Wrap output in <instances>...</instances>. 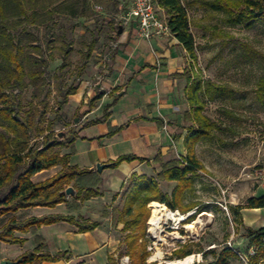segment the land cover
Listing matches in <instances>:
<instances>
[{"label":"rangeland","instance_id":"rangeland-1","mask_svg":"<svg viewBox=\"0 0 264 264\" xmlns=\"http://www.w3.org/2000/svg\"><path fill=\"white\" fill-rule=\"evenodd\" d=\"M213 1L183 0L197 60L190 62L178 48L176 56L183 66L177 70L186 69L189 76H193L194 71L203 80L233 92L205 102L203 113L214 126L195 146L204 170L196 172L192 190L183 203L198 204L197 212L191 210L193 215L180 223L168 222L160 232L152 233V237L148 224L153 214L152 202L147 206L149 218L145 223V238L137 245L146 241L148 264H166L165 261L173 260L174 252L179 249L201 256L193 264H208L214 260L209 252L218 254L224 247L242 256H249L254 251L247 245L243 223H235L230 210L235 198L228 187L240 188L246 182L262 185L253 172L264 165V106L257 98V88L264 75V24L260 21L230 24L225 12L212 9L210 3ZM131 5L132 0H0V46L7 44L6 36L10 35L15 44L23 46L25 52L39 62L35 81L25 77L24 87L7 90L14 96V110L20 122L30 118L29 147L41 149L53 142L62 143L65 136L72 135L69 125L81 120L82 113L78 110L72 113L68 109V96L84 83L97 92L105 89L103 83L111 74L115 54L120 50ZM158 12L167 18L160 7ZM168 47L173 48V45ZM2 62L0 55V64ZM181 84L184 128L189 131L197 127L191 120L186 98L181 97V91L187 85L185 78ZM6 126V122L0 120V155L5 149L2 133ZM60 133L62 138L58 136ZM59 152V146L47 150L49 155ZM167 162L158 159L159 169ZM86 180L81 178L82 182ZM13 185L14 182L3 188L2 194ZM69 186L76 188L77 184ZM172 186L167 181L158 182L160 191L166 195L170 194ZM66 198L78 205L74 195H66ZM244 198L242 195L238 199L242 205L247 202ZM122 206L120 193L113 210L114 219ZM9 216L11 214L0 216V227ZM23 217L20 215L18 219ZM189 224L192 227L187 228ZM120 234L119 252L128 258L125 264H132L124 242L127 233ZM157 250L161 257L150 260ZM198 251L205 252L206 256L203 258ZM228 264L244 263L238 258Z\"/></svg>","mask_w":264,"mask_h":264},{"label":"crops","instance_id":"crops-1","mask_svg":"<svg viewBox=\"0 0 264 264\" xmlns=\"http://www.w3.org/2000/svg\"><path fill=\"white\" fill-rule=\"evenodd\" d=\"M121 41L111 74L103 83L105 89L97 92L84 83L68 96V109L72 113L78 110L82 117L69 125L72 135L59 145V156H67L68 166L90 171V174L73 179L70 185L93 186L100 196L76 200L78 205L66 198L65 203L52 208L34 207L15 214L17 219L24 216L19 221L31 217L71 216L79 221L98 222L99 226L79 232L75 224L59 221L31 227L25 233L14 232V236L23 242H0V261L16 260L42 243V252L50 256L62 253L63 256L40 264H125V256L119 252L123 225L113 217L117 200L112 201L113 195L119 193L120 196L133 174L154 177L160 170L158 159L173 161L186 155L184 140L188 130L184 128L185 107L180 102L179 91L183 71L177 70L183 63L175 52L180 48L183 55H187L186 51L172 35L151 40L138 38L134 22L127 23ZM184 89L185 86L181 97H185ZM97 93L103 95L93 101ZM126 155L146 161L123 162L116 168L108 166L101 173L96 171L97 163L110 164ZM61 169L62 165H57L42 170L34 174L31 181L34 184L43 182ZM83 177L87 180L82 182ZM167 183L173 185L172 189L176 185L175 182ZM250 183H242L240 188L228 187L235 198L230 206L242 205L238 202L242 195H245L244 200L264 196L263 185ZM240 215L244 228L264 226V208H243Z\"/></svg>","mask_w":264,"mask_h":264},{"label":"trees","instance_id":"trees-1","mask_svg":"<svg viewBox=\"0 0 264 264\" xmlns=\"http://www.w3.org/2000/svg\"><path fill=\"white\" fill-rule=\"evenodd\" d=\"M156 3L166 14L171 35L186 51L190 62L195 63L197 57L194 38L190 31V22L183 0H156ZM210 4L213 10L225 12L228 16L226 21L230 24L237 25L251 21H260L264 24V0H214ZM6 40L7 44L0 46V55L3 59L0 64V120L6 122L7 125L6 131L2 133L6 143L5 149L0 155V216L7 214H11V216L0 227V242L22 243L23 240L16 238L14 232L25 233L31 227L49 225L59 221L75 224L79 232L91 231L100 223L79 221L71 216L31 217L19 221L15 216L18 211L23 209L52 208L60 203H65L67 201L65 189L69 187L71 181L78 176L90 174V171L79 169L76 166H68L66 164L67 156L47 154L49 148L59 146L60 143L53 142L41 149L29 147L30 118L20 122L17 111L14 110L12 100L14 96L7 90L11 87H24L25 77L30 78L32 82L35 81L39 73V62L31 58L23 46L15 44L10 35L6 36ZM186 72L185 69L181 74L187 82L184 93L190 107L191 120L197 127L190 129L184 140L186 155L164 164L155 177L133 174L121 192L123 206L117 212L116 221L123 225L121 233H127L124 242L128 250L127 253L132 257V264H148L146 259L149 254L146 251V241L144 240L137 245L139 240L145 238V223L149 218L148 204L154 201L159 202L170 210H178L182 214L193 209H196L195 212H197L200 208L198 204L184 205L183 203L187 193L192 190L196 172L204 170L202 163L195 155V146L210 134L214 126L203 113L205 102L225 93L232 94L233 92L224 86L203 80L194 71H192L193 76L186 75ZM73 92L74 90H72ZM257 94L258 101L264 106V75L260 79ZM102 95L103 93L98 94L93 101ZM134 160L146 161L143 158L126 155L118 157L110 163L109 167L116 168L123 162ZM57 165H62V169L56 175L43 182L32 183L31 177L34 174ZM159 181L175 182L176 185L171 193L166 195L160 191ZM12 182L14 185L3 195V188ZM73 189L75 190L74 197L80 201L100 196V193L93 186L83 185ZM118 196L119 193L113 195L112 201H115ZM243 208H264V196L249 198L243 206H230L235 217V223L242 222L240 210ZM244 229V236L248 238V247L254 248L253 254L248 256V264H264V226L259 229L249 227ZM43 250L44 244L38 243L32 252L20 256L19 264H40L42 261L56 260L63 256L62 253L50 256L42 252ZM198 253H201L203 258L206 256L205 252L198 251ZM209 253L213 255L214 260L208 264H228L231 260L239 258L238 254L228 247H224L218 254L213 251ZM190 254L189 251L179 249L174 252L171 259H182Z\"/></svg>","mask_w":264,"mask_h":264},{"label":"built area","instance_id":"built-area-1","mask_svg":"<svg viewBox=\"0 0 264 264\" xmlns=\"http://www.w3.org/2000/svg\"><path fill=\"white\" fill-rule=\"evenodd\" d=\"M158 11L159 7L157 6L156 0H132V5L127 14L126 22H134L136 24L137 36L140 39L151 40L154 37L170 36L171 33L169 31L167 21L165 18L160 16ZM253 174L260 180L261 184L264 186V165L260 168H255ZM168 222L171 221H161L160 227L156 230V232H160V230L164 228V226H166ZM180 222L181 221H179L178 223ZM156 232H153L149 226V235L154 237L152 233ZM151 250L152 248L149 247L148 251L151 252ZM237 254L244 264H248V256H242L239 253ZM252 254L253 252L249 255ZM124 259L125 261L128 260L127 257H125Z\"/></svg>","mask_w":264,"mask_h":264},{"label":"bare ground","instance_id":"bare-ground-1","mask_svg":"<svg viewBox=\"0 0 264 264\" xmlns=\"http://www.w3.org/2000/svg\"><path fill=\"white\" fill-rule=\"evenodd\" d=\"M152 216L148 222L150 229L153 232H156V230L160 227V223L163 220L166 221H172V222H179V221H184L187 218H189L190 216L193 215V212H189V214H181L179 213V211L176 210H168V208L163 205L162 203H158V202H153L152 204ZM198 221H200V217H198ZM187 228L192 227V225H187ZM157 257H161V252L160 251H156V254H154L153 256H151V260H155ZM201 259V256L199 254L194 255H188L182 259H173V260H167L165 261L166 264H193V262L195 261H199Z\"/></svg>","mask_w":264,"mask_h":264},{"label":"water","instance_id":"water-1","mask_svg":"<svg viewBox=\"0 0 264 264\" xmlns=\"http://www.w3.org/2000/svg\"><path fill=\"white\" fill-rule=\"evenodd\" d=\"M119 33H121L122 32V29L121 28H119V31H118ZM100 87V85L98 84L97 85V88H99ZM124 91H125V89L124 90H122L121 92H119L118 93V96H121L123 93H124ZM58 136L60 137V138H62L63 137V134H58ZM65 137H67V136H65ZM110 164H100V163H97L96 164V171L98 172V173H101L105 168H107L108 166H109ZM65 195H67V196H69V195H75V190L72 188V187H67L66 189H65ZM20 261H21V258H18V259H16V260H1L0 261V264H19L20 263Z\"/></svg>","mask_w":264,"mask_h":264}]
</instances>
